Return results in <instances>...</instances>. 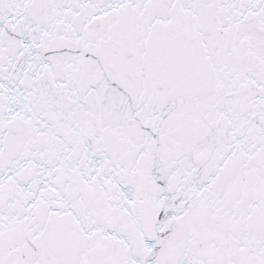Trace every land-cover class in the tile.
<instances>
[{"label": "snow or ice", "instance_id": "snow-or-ice-1", "mask_svg": "<svg viewBox=\"0 0 264 264\" xmlns=\"http://www.w3.org/2000/svg\"><path fill=\"white\" fill-rule=\"evenodd\" d=\"M0 264H264V0H0Z\"/></svg>", "mask_w": 264, "mask_h": 264}]
</instances>
